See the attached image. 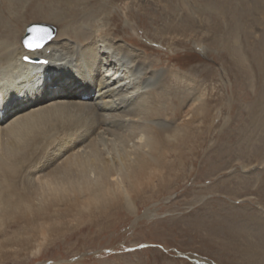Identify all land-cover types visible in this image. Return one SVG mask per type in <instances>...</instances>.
I'll list each match as a JSON object with an SVG mask.
<instances>
[{
	"label": "rangeland",
	"instance_id": "1",
	"mask_svg": "<svg viewBox=\"0 0 264 264\" xmlns=\"http://www.w3.org/2000/svg\"><path fill=\"white\" fill-rule=\"evenodd\" d=\"M46 1L25 0L17 10L24 46L50 30L54 38L62 27L36 16L39 5L48 8ZM66 1L54 7L75 18L100 2ZM109 3L117 34L145 42L142 48L159 67L178 72L166 79L163 94L181 105L178 118L201 94L165 161L162 173L170 181L135 185L131 206L114 198L101 213L51 230L39 249L16 250L0 264H237L229 251L264 243V0ZM124 18L132 31L121 26ZM30 24L37 31L28 33Z\"/></svg>",
	"mask_w": 264,
	"mask_h": 264
},
{
	"label": "bare ground",
	"instance_id": "2",
	"mask_svg": "<svg viewBox=\"0 0 264 264\" xmlns=\"http://www.w3.org/2000/svg\"><path fill=\"white\" fill-rule=\"evenodd\" d=\"M24 1L0 0V258L39 249L51 230L101 213L114 198L131 206L135 185L165 186L177 131L201 99L183 103L178 118L181 105L163 100L166 79L178 72L159 67L145 42L117 34L110 0L82 8L79 18L47 0L51 9L39 5L36 16L62 27L31 49L17 26ZM124 8L131 11L128 2ZM121 24L132 31L129 20ZM229 252L237 264H264L263 242Z\"/></svg>",
	"mask_w": 264,
	"mask_h": 264
},
{
	"label": "snow or ice",
	"instance_id": "3",
	"mask_svg": "<svg viewBox=\"0 0 264 264\" xmlns=\"http://www.w3.org/2000/svg\"><path fill=\"white\" fill-rule=\"evenodd\" d=\"M32 31H37V29H32ZM44 31H46V30H44ZM24 43H25V46H26V47H29L30 49H31V48H39V47H41V45H40L39 42H37L35 45H33L32 42H30V41H25ZM24 59H25V60H28L29 57H28L27 55H25V56H24ZM42 62H43V63H46L47 61H42Z\"/></svg>",
	"mask_w": 264,
	"mask_h": 264
},
{
	"label": "water",
	"instance_id": "4",
	"mask_svg": "<svg viewBox=\"0 0 264 264\" xmlns=\"http://www.w3.org/2000/svg\"><path fill=\"white\" fill-rule=\"evenodd\" d=\"M34 27H35V25H30L29 27H28V33L32 30V29H34ZM52 31V30H51ZM54 30L50 33H48V35H47V38L46 39H50V38H52L53 37V35H54Z\"/></svg>",
	"mask_w": 264,
	"mask_h": 264
}]
</instances>
